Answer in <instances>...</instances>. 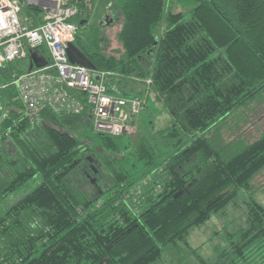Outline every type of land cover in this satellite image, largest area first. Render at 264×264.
<instances>
[{"label": "trees", "instance_id": "1", "mask_svg": "<svg viewBox=\"0 0 264 264\" xmlns=\"http://www.w3.org/2000/svg\"><path fill=\"white\" fill-rule=\"evenodd\" d=\"M102 2L111 25L101 26L104 17L91 25L82 0L74 47L109 94L141 99L142 109L153 96L172 124L134 153L144 164L135 179L114 169L120 137L93 131L85 93L71 96L82 112L49 104L33 113L16 86L30 66L0 68V202L39 179L0 215V264L158 263L170 246L191 249L190 233L250 191L264 170V130L252 139L225 126L231 116L249 122L250 107L264 103V0L90 1L95 9ZM22 17L29 28L43 23L29 6ZM116 22L121 48L106 54L105 30ZM30 55L38 69L52 63L45 46ZM102 180L104 191L94 184ZM245 216L214 264H261L254 257L264 253V207L252 200ZM198 251L192 256L206 264Z\"/></svg>", "mask_w": 264, "mask_h": 264}, {"label": "built area", "instance_id": "2", "mask_svg": "<svg viewBox=\"0 0 264 264\" xmlns=\"http://www.w3.org/2000/svg\"><path fill=\"white\" fill-rule=\"evenodd\" d=\"M23 5L41 11L43 23L36 28L26 26ZM81 5L82 0H0V68L24 60L30 51L45 46L52 58L51 65L35 68L16 82L28 111L36 113L51 104L57 110L82 112V106L71 98L72 92H82L87 95L96 134L120 137L127 132L135 133L129 123L141 111L144 102L138 98L122 100L109 94L106 85L96 81L90 71L70 63L68 44H74L78 34L75 20L81 14ZM3 111L0 94V114Z\"/></svg>", "mask_w": 264, "mask_h": 264}, {"label": "rangeland", "instance_id": "3", "mask_svg": "<svg viewBox=\"0 0 264 264\" xmlns=\"http://www.w3.org/2000/svg\"><path fill=\"white\" fill-rule=\"evenodd\" d=\"M91 0H85V4H88ZM185 4V2H182ZM180 3V6L176 8V10H184L187 17V6ZM80 3H78V6ZM105 2L97 5L95 9L93 3L86 6V10L89 14H93V18L91 20V25L100 21L101 17H104L105 13L109 11ZM112 10V9H110ZM122 20V19H121ZM122 22H116L114 26L107 28L105 31V38L108 41L109 48L106 50V54H118L114 53L116 50L121 48V45L118 41V34L121 31ZM140 90H145L146 86L140 84ZM122 100H127L125 98H121ZM154 98L152 96L151 101L147 108L141 109L138 111L136 124L129 123L130 126L134 128L135 133L138 132V136L135 137L132 133L127 132L123 134L116 140L119 152L122 155L118 157V161L114 165V169L117 171L123 170L127 171L131 175H134L135 179H138L142 176L144 172V164L142 161H139L137 156H135V152L138 150L139 146L143 142L152 141L155 139L157 134L165 130L167 127L171 126L172 122L168 115L163 111L162 107L155 103ZM137 101V100H136ZM144 102V101H143ZM124 109H129V107H125ZM130 112V110H129ZM248 119L249 122L241 120L237 117L232 119V116L227 120L226 127L231 125L233 129L238 132V136H249L252 139H256L259 137L262 130H264V103H255L250 110H248ZM153 122V126L149 123ZM240 125V129L235 128V125ZM82 129H78L75 133L80 135V131ZM132 130L130 129V132ZM133 132V131H132ZM95 134L93 131H88L86 133V137L92 138ZM97 141H94L96 143ZM99 142L96 143L98 145ZM159 150L156 151L164 152V146L159 145ZM112 156V155H111ZM39 180V179H38ZM33 181L28 186L24 187L21 190H18L8 196L6 199L0 202V215H2L5 210L13 205L19 198H21L24 194L33 191L36 188L37 182ZM96 180V179H95ZM90 178H88V182H90ZM104 183H97L96 186L100 187V190L104 191L105 184H108L106 180H102ZM149 182V181H148ZM147 181L139 184V190L144 191L146 185H148ZM88 184V183H87ZM251 190L247 192H240L234 204L230 205L225 212L222 214H217L213 219L207 223L202 228H198L193 230L189 236V242L191 245V249H186L182 246V244L170 246L164 252L163 259L160 262L155 264H202L198 261L196 256H192V250H196L200 248L198 254L204 258L206 264H214L218 260V254L221 249H227L228 244L225 242V237L227 234H234L239 229L243 228L245 222V210L247 209L248 203L250 201H255L261 206L264 207V170L251 182ZM89 187V184L87 188ZM142 187V188H141ZM182 246V247H180ZM179 247L180 249H178ZM256 254L254 258L259 260V263L264 264V253Z\"/></svg>", "mask_w": 264, "mask_h": 264}, {"label": "water", "instance_id": "4", "mask_svg": "<svg viewBox=\"0 0 264 264\" xmlns=\"http://www.w3.org/2000/svg\"><path fill=\"white\" fill-rule=\"evenodd\" d=\"M112 21L106 19H103L101 22V26L108 27L110 26ZM85 23H81V26H84ZM68 54H69V60L72 65H77L79 67L85 68L88 71H92V66L90 62L83 56V54L77 50L73 44H68ZM30 70L32 71L34 68H42V65L39 64L38 60L33 56L30 55ZM94 79L97 81V78L94 77Z\"/></svg>", "mask_w": 264, "mask_h": 264}, {"label": "crops", "instance_id": "5", "mask_svg": "<svg viewBox=\"0 0 264 264\" xmlns=\"http://www.w3.org/2000/svg\"><path fill=\"white\" fill-rule=\"evenodd\" d=\"M17 62H19V64H18V66L20 67V68H25L26 69V71L29 69V66H30V57H27L26 59H24V60H21V61H17ZM14 63H16V62H14ZM14 63H12V64H14ZM35 69V68H34ZM28 73V72H27Z\"/></svg>", "mask_w": 264, "mask_h": 264}, {"label": "flooded vegetation", "instance_id": "6", "mask_svg": "<svg viewBox=\"0 0 264 264\" xmlns=\"http://www.w3.org/2000/svg\"><path fill=\"white\" fill-rule=\"evenodd\" d=\"M102 19H106V17L102 18Z\"/></svg>", "mask_w": 264, "mask_h": 264}]
</instances>
